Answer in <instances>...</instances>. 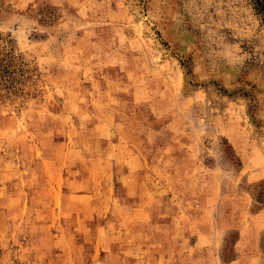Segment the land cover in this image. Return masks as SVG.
Listing matches in <instances>:
<instances>
[{"label": "rangeland", "instance_id": "1", "mask_svg": "<svg viewBox=\"0 0 264 264\" xmlns=\"http://www.w3.org/2000/svg\"><path fill=\"white\" fill-rule=\"evenodd\" d=\"M0 33V264H264L251 0H0Z\"/></svg>", "mask_w": 264, "mask_h": 264}, {"label": "trees", "instance_id": "2", "mask_svg": "<svg viewBox=\"0 0 264 264\" xmlns=\"http://www.w3.org/2000/svg\"><path fill=\"white\" fill-rule=\"evenodd\" d=\"M254 9L264 19V0H251ZM4 35L0 33V81L3 79L6 83L1 82L0 85L4 87L3 94L14 91L23 76V68L19 66V55H14V48L4 47L1 42Z\"/></svg>", "mask_w": 264, "mask_h": 264}]
</instances>
